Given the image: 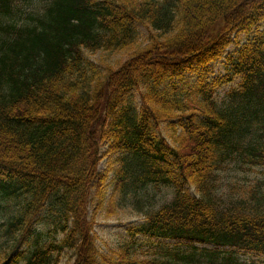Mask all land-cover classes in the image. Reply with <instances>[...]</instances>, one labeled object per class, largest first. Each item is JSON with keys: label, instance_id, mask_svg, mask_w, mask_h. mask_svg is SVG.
I'll return each instance as SVG.
<instances>
[{"label": "trees", "instance_id": "1", "mask_svg": "<svg viewBox=\"0 0 264 264\" xmlns=\"http://www.w3.org/2000/svg\"><path fill=\"white\" fill-rule=\"evenodd\" d=\"M95 202L138 216L107 255ZM241 255L264 258V0H0V264Z\"/></svg>", "mask_w": 264, "mask_h": 264}, {"label": "rangeland", "instance_id": "2", "mask_svg": "<svg viewBox=\"0 0 264 264\" xmlns=\"http://www.w3.org/2000/svg\"><path fill=\"white\" fill-rule=\"evenodd\" d=\"M239 40L241 43H244V41L246 40V36L240 35ZM232 50V47H229L226 52ZM95 58L97 59L96 56ZM199 71L201 72V74H205L207 78L223 76L225 73V65L223 61L212 63L207 68H200L192 73H187V80H194ZM191 76L193 77L189 78ZM227 87L228 86H226L225 88ZM223 89L220 90V94H222ZM100 166V169H103L104 163H102ZM166 192L168 193V191L164 189L161 190L160 193H157L155 195V197L151 200V202L154 201L152 203L153 207L158 208L160 206L159 204L167 201L170 198ZM127 209L131 210L130 208ZM128 210L118 211V214H114L112 216H109L107 212L102 211L99 212L96 216L94 215L92 217L90 222L91 231L92 233L96 234L97 247L99 250H101L102 253L113 251L114 249L128 241L129 237L127 236L125 231L126 224L138 221V216L136 215V213H129ZM145 251L146 247H144L142 250H139L138 255L141 257H145L144 254H142V252ZM241 260H245L246 262H254L256 264H264V259L253 256H243L241 257ZM59 264H68V262L65 259H62Z\"/></svg>", "mask_w": 264, "mask_h": 264}]
</instances>
